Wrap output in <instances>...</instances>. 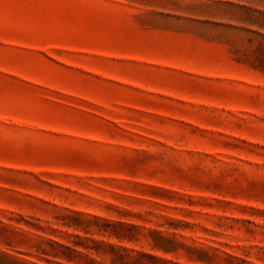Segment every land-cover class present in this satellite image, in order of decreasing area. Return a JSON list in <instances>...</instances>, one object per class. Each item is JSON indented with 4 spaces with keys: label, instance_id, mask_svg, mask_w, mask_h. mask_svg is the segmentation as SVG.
Here are the masks:
<instances>
[{
    "label": "rangeland",
    "instance_id": "obj_1",
    "mask_svg": "<svg viewBox=\"0 0 264 264\" xmlns=\"http://www.w3.org/2000/svg\"><path fill=\"white\" fill-rule=\"evenodd\" d=\"M0 264H264V0H0Z\"/></svg>",
    "mask_w": 264,
    "mask_h": 264
}]
</instances>
